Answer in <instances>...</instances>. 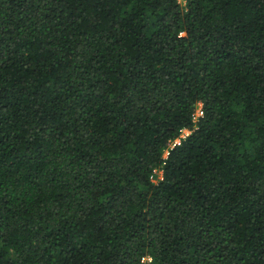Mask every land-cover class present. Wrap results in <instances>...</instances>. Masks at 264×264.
<instances>
[{"label": "trees", "instance_id": "16d2710c", "mask_svg": "<svg viewBox=\"0 0 264 264\" xmlns=\"http://www.w3.org/2000/svg\"><path fill=\"white\" fill-rule=\"evenodd\" d=\"M0 264H264V0H0Z\"/></svg>", "mask_w": 264, "mask_h": 264}, {"label": "built area", "instance_id": "2783aa9c", "mask_svg": "<svg viewBox=\"0 0 264 264\" xmlns=\"http://www.w3.org/2000/svg\"><path fill=\"white\" fill-rule=\"evenodd\" d=\"M177 2L182 6V7H186L188 0H177ZM183 34V33H181ZM204 115V110H203V103L199 102L195 111V121H199V119ZM190 130L189 129H183L181 131V134L171 142L170 147L165 151L164 154V160L167 159L168 155L170 154V151L176 146L181 144L182 140L184 138H186L189 134H190ZM154 174L151 175L152 181L155 183H158L160 180L163 179L164 177V170L163 168H156L154 169ZM150 259V258H149Z\"/></svg>", "mask_w": 264, "mask_h": 264}]
</instances>
